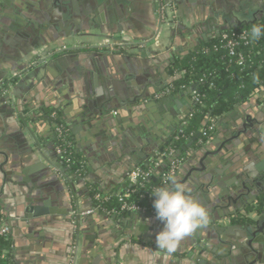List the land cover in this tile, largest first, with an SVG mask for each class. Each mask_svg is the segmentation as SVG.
I'll return each instance as SVG.
<instances>
[{"label": "crops", "instance_id": "obj_1", "mask_svg": "<svg viewBox=\"0 0 264 264\" xmlns=\"http://www.w3.org/2000/svg\"><path fill=\"white\" fill-rule=\"evenodd\" d=\"M5 1L0 5V27H3L2 18L10 17L14 24L19 19L26 21L31 29L13 34L11 37L15 44L8 43L5 49L0 41V86L30 59L63 44L73 46L89 41L95 48L124 56L99 60L82 58L76 66L71 61L57 63V60L68 54H79L82 48L69 49L57 52L48 65L25 72V76L17 79L8 90L16 98L15 102L26 101L21 104L24 114L29 113L30 105L38 104L44 109V113L40 111L42 116L38 120L28 121L31 133L25 126H21V131L18 130V117L14 115L8 118L4 106L6 103L0 99V110H4L0 112V210L9 229L12 264H69L75 250L77 259H82L84 264H199L201 261L212 264L209 257L215 259L217 252H223V255L227 253L223 258V255L220 257L221 260L228 258L229 251L218 238L210 237V233H206L210 240H200L204 246L200 247L201 243L196 245L199 248L194 246L193 232L180 242L175 253L169 254L159 249L155 241L156 233L164 225L127 218L128 212L119 216L108 213L114 217L112 224H107L101 218L102 215L92 216L90 220H78L73 212L94 208L92 198L95 199V195L92 189L102 196L125 192L133 181L132 172L135 170L126 175L127 168L134 164L137 168L145 162L133 156L141 155L143 160L157 156V162L160 160L162 163L175 152L167 156H164L167 153L164 150L162 153L152 151L146 154L149 147L146 137L151 138L154 133L164 134L171 128L175 131L169 138H177L181 133L178 128L181 124L179 117L187 115L189 120L193 112V109L187 111L182 103L178 106L171 100L170 105L160 102L163 98L159 99L158 94L166 87L165 83L175 76L171 60L181 51H188L201 35L206 42L223 30L221 18L224 13L230 14L226 7L234 0H153V27L148 21L152 15L146 16L149 0H59L58 3L55 0ZM235 1L239 3L241 0ZM21 2L23 7H29L31 3L32 13L20 8ZM247 2H250L248 11L234 14L241 20L251 18L252 12H260L259 0ZM164 5L167 8L163 20L160 10ZM217 6L220 7L213 8ZM35 11L45 14L52 21L49 23L52 29L44 30L48 34L42 32L43 27L35 22ZM18 27L21 28L20 25ZM76 29H81V34L86 32L90 35L78 38L74 32ZM64 30H68L69 34L60 37L59 33ZM150 33L153 37L146 38ZM103 35L107 39H103ZM49 36L53 40L50 41ZM22 42L26 47L35 45L34 50L24 55L20 49L21 46L24 48ZM101 42L116 44L113 47H100ZM167 69L170 74H167ZM175 95L177 93L164 98L172 97L177 101L179 98ZM180 96L193 101L183 93ZM120 99L132 103V110H124L122 123L113 129L107 122L92 128L89 120H83L82 110L89 111L91 108L97 111L104 109L103 117L115 115L106 106ZM256 99L255 104L239 102L224 113L230 123L238 128L242 129L247 120L260 125L259 130L254 131L253 127H247L246 132L238 137L233 150H226L228 154L235 155L238 152L241 156L231 163V158L227 157L224 161L214 163L212 168L210 163L205 162V170L196 175L203 183L194 193H188L207 208L209 219L206 226H212V220L217 221L220 217L219 211L222 210H217L220 193L224 195L236 190L237 193L233 194L237 201L230 202L226 208L228 213L236 212L235 215L244 211L239 208L238 202L244 203L245 197L250 196L237 183L244 177L242 167H245V172L255 174L259 171L257 166L264 160V138L258 141L259 137H264V94L256 96ZM154 101L155 105L150 103ZM51 114L60 117L74 153L85 160L87 173L81 178L76 176L72 182H67L61 171L63 163L58 159V145H55L57 123ZM94 115L96 118L101 116L97 113ZM222 123L218 121L217 124ZM183 124L185 126L186 122ZM216 134L217 130L210 139L214 138L208 148L210 152L218 146L223 145L224 148L225 144H230L218 135L216 137ZM179 151V156L172 163L176 166L172 175L176 180L184 178L191 168L199 167L204 155L202 153L194 157L199 149L188 140L183 142ZM211 169L215 172L212 173ZM99 188L107 193L100 192ZM31 209L37 210L39 215L32 214ZM253 214L250 212L247 216ZM230 224L245 223L232 220ZM131 232L147 238L144 242L147 249H142L136 241L125 240V236ZM240 232L234 231L230 242L238 243L242 236ZM76 240H79L78 245ZM213 249L216 253L211 255ZM240 254L239 250L232 254L235 264L243 262ZM223 261L220 264H224Z\"/></svg>", "mask_w": 264, "mask_h": 264}, {"label": "trees", "instance_id": "obj_2", "mask_svg": "<svg viewBox=\"0 0 264 264\" xmlns=\"http://www.w3.org/2000/svg\"><path fill=\"white\" fill-rule=\"evenodd\" d=\"M254 25L264 27V16L241 26L224 28L209 41L202 42L196 51L174 58L173 70L181 75L174 87L180 92L189 88L191 91L188 96L194 104L192 115L182 134L165 143L164 151L179 150L187 140L192 146L205 142L215 133L219 119L236 103L246 101L251 96L264 94V35L253 41L251 29ZM242 34L246 35L247 43L240 39ZM231 38L237 41L234 54H230V47L227 46V41ZM239 53L243 56L241 63L237 62ZM20 71L7 78L0 86V96L3 97L4 91L20 78ZM56 118L57 122L61 123L59 116L56 115ZM194 137L195 140H192ZM56 144L65 150L64 154L58 155V159L67 160L68 165H63L61 170L67 182L75 180L76 172L80 173V166H83L81 174L84 176L87 173L85 160L74 153L67 131L61 138L55 139ZM155 162L157 156L140 163L137 167L140 175L125 192L101 196L99 199L93 197V206L117 216L126 213L121 206L128 203L144 207L148 212L154 210L155 197L152 189L161 186L163 174L171 170L169 165L160 172L155 169ZM92 191L93 195L99 193L96 189ZM263 209L264 192L252 204L247 205L242 213L235 216L233 221L249 223L247 214L259 213ZM3 220L0 212V227ZM10 246L9 234L0 235V264H12Z\"/></svg>", "mask_w": 264, "mask_h": 264}, {"label": "water", "instance_id": "obj_3", "mask_svg": "<svg viewBox=\"0 0 264 264\" xmlns=\"http://www.w3.org/2000/svg\"><path fill=\"white\" fill-rule=\"evenodd\" d=\"M103 1H105V0H103ZM146 1H148V0H146ZM201 1H205V0H201ZM254 1H256V0H254ZM4 2H6V1L5 0H0V5L2 3H4ZM56 2L58 3L59 0H55V3ZM252 4L253 3L251 2V5ZM245 5H250V4L246 2ZM30 7H33V5L31 3L29 4V7H23L22 6V2L20 3V8L21 9L24 8V10L27 11L28 13H32V9ZM1 9L2 8L0 6V11H1ZM148 9L149 10L146 11V12H148L146 14V16L148 17V14L152 15L148 21L151 22L150 26L153 27V25L155 23V18L153 16V12L155 11V4H154L153 0H152V2H151V0H149ZM259 9H260V12H257V11L254 12L253 15H251L252 18H249V20H240V19H238V17L234 16L233 17L234 19L233 18L232 19L234 21L236 20L237 24H235L234 21H233V23L225 24L221 29L228 28V27L241 26L244 23H249V22L255 21V20L259 19L260 17L264 16V0H259ZM64 11H65V9H64ZM256 13H258V14H256ZM17 16H18V14H17ZM20 16L23 17V15H20ZM28 18L30 20H32V17L28 16ZM12 20H13V18L9 17V18H2V21H1L3 23V27H0V41L2 42V45L4 46V49H5V47H7L8 43L12 44L14 42V41H12V37H11V36H13V34L16 33L18 35L19 34V30L23 31V29H25V30H27V29L30 30L31 29V27L28 26V23L26 21H23V20L19 19V20L15 21V22H18V23L14 24V22H13L14 20L13 21ZM48 20L49 19H48V17L45 14L42 15V14L37 13L35 11V22L38 23L39 26L43 27V29H41V31L46 33V34H48V33L46 31H44V30L52 29V28H50L51 25L49 26V23H51L52 21L49 20L50 22H48ZM32 23H31L30 26H32ZM19 25L21 26V28L18 27ZM26 27H28V28H26ZM74 32H75V34H77L78 38L90 35V34H88L86 32H84V34H81V33H83V31L81 29H76ZM68 34H69L68 30H64V32L59 33V36L60 37H64V36H66ZM216 34H218V33H216ZM216 34L211 36V38L214 37ZM49 37H50L49 38L50 41L53 40V39H51V36H49ZM152 37H153V34H151V33L148 34V36H146V38H152ZM102 38L106 39L107 37L103 35ZM13 44H15V43H13ZM21 44H23V46L25 45L24 42H22ZM77 45H81V46L70 47L69 49H81V47H82V48H86L85 50H89L90 52H84L83 53L82 52L83 49H81V52L79 54H77V53L68 54L67 56H65L61 60H57V63H62V62H65V61H69V62L71 61V62H73V65L76 66L78 63H80V62H78V60H81L82 58H87V57H91V58L93 57L94 59L98 58V60H99V58L113 59L115 57V58L119 59L121 57H124V56L117 55L116 52H111L110 53V52L94 51L93 49H95L96 46H91L92 44H89V41L79 42ZM33 47L31 48V47L24 46V48H23L21 46L20 49H21V51H23L24 55H27V54H29L30 52H32L34 50ZM194 51H195V49H190L189 51H187L185 53L178 54V56H183V55H186V54H188L190 52H194ZM3 53H5V50L3 51ZM55 54L56 53L51 54L50 58L47 61H37L35 63V60H38V57L37 58L34 57V58L30 59L29 61H27L25 66L22 69H20L21 70L20 73H19L20 78L25 76V74H26L25 72H27L29 69L31 70L33 68H39V67L48 65V63L53 60V57L55 56ZM0 57H1V55H0ZM55 63L56 62H53V64H55ZM48 68H50V67H48ZM166 71H167V74L168 73L170 74V71L168 69ZM177 76H178L177 74L175 76H172L173 78L169 82H172V81L176 80L178 78ZM166 85H168V82L165 83V86ZM190 91L191 90L189 88H187L182 93L185 96V95H188L190 93ZM4 93H5V91H4ZM3 97L1 98V101L2 100H6L7 101L4 106L6 108L5 111L9 114L8 118L16 115L18 117L19 123H20V125L18 124V130L21 131L22 130L21 126H25L27 128V130L31 133V131H30L31 129L28 127V121L35 122L36 120H38L39 116H42L40 111L42 113H44V109L41 108L38 104L37 105H35V104L34 105H30L28 107L29 113L26 115V114H24L23 107L21 105V104H25L26 101L25 102L24 101L23 102H21V101L15 102L16 98L14 99L13 95L11 94V92H8V90H7V92L5 94H3ZM175 97L179 98L178 99L179 101L178 100L174 101V99L172 97H168V98H164V99L160 100V102L165 103V105H170L169 100H171L175 104H178V106H179V103L184 104V106H186L187 111H191L193 109L192 108V106L194 104L193 101H187V99L181 98L180 94L175 95ZM256 100H257L256 96H251V97L248 98L246 104L247 105L255 104ZM130 102H132V101H130ZM150 103H154V105L156 104L155 101L154 102H150ZM131 104L132 103H128L125 100L120 99L119 101L114 102L110 106H106L107 110H111V111L115 112V115L112 114V116L109 117V118L103 117L105 115V114L102 113V112H104V109H101V110H98V111L94 110L92 108H91V110L89 109V111L82 110V112H83V120H89L90 121L89 124L92 126V128L96 127V125H98V124H105L106 122L112 128L115 125L122 123V121H123L122 120L123 111L124 110H126V111L132 110ZM46 105L47 104L45 103V106ZM256 109H257V111H259V109L257 107H256ZM2 111H4V110H0V112H2ZM94 113H97V115H101L100 118H96ZM28 115H29V117H28ZM222 117L219 119V123L223 122V119L225 118L224 116H222ZM179 120H181V122H180L181 125L179 126L180 129L183 128V126H184L183 122L188 123V121H189L186 118V116H183L182 118L179 117ZM257 120H258V118H257ZM259 126L260 125L258 123L257 124H253V123H250V121H248V120L246 121L245 124H243V126H242L243 128L242 129L241 128L235 129V128H232V127H230L228 129L226 126H218L217 127V129H218V137L222 138V139H225V142L226 143H230V144H225L224 148H223V145H222V146H220V148L218 150L211 151V152L210 151L204 152V149L199 150V153L198 152L195 153L196 156L199 155V154L204 153L203 159L200 161V167L197 166L195 168H191L190 170H188L187 174H185L184 178H182L181 180L177 179V181L181 182V183H183L184 185L187 186V188L189 189L188 193H190V192L194 193L195 192L194 190L196 188H199L200 187L199 185L201 183H203V180L199 179L196 175H197V172L205 170V164H206L205 162L210 163L211 164V168H212L214 163H219L221 160L224 161L227 157L231 158L230 161H229V163H231L233 161H236L241 156V155L238 154V152H235V155H233V154L231 155V153L230 154L226 153V150L227 151H229V150L232 151L233 150L234 144L237 143L238 137L240 136L239 134H233V133L235 131L241 129V131H238V132L239 133L242 132L244 134L246 132V130H247L246 129L247 127H250V128L253 127V131L254 130H259ZM173 131H175V130L169 128V131L165 132L164 134L154 133L151 138H147L146 137V139H147L146 141H148L147 143H149V147H147V149H146V154L148 155L152 151H158L159 153H162L163 150H164L162 145L171 140L172 137L171 138H169V137H170V134ZM154 138H155V140H153ZM219 138H217V140ZM263 138H264L263 136L259 137L258 141L261 142V140H263ZM193 139H195V137ZM132 151L133 150H131V152ZM179 154H180V151L176 150L170 157L165 158V160L162 163H160L159 166H157L156 170H158L160 172H163L165 167H167L170 164H172L176 160V158L179 156ZM133 157H134V159H137V160H140V161H146L147 162L149 160L148 158L143 160L142 159L143 156H141V155L139 157H137L136 155L133 156ZM162 158H164V157H162ZM135 167H136V164L131 166V168H127L128 172L126 173V175L128 173L132 172L134 169H136ZM257 168H259V171L257 173H255V174L242 171L244 173V178L241 179L237 183V185L239 187H241L240 189L248 191V193L250 195L248 197H245L246 201L244 203H242V202L239 203L238 202V206H239L240 209L241 208L244 209L247 204L253 203L255 201V198L262 191L261 188H260L262 186L260 181L264 180V160H262L260 162V164L257 166ZM242 170H245V167H242ZM211 171H212V173L215 172L214 169H211ZM180 172H181V170H180ZM76 176L78 178L82 177L80 175H76ZM124 176H125V174H124ZM54 177L57 178L56 176H54ZM167 184H168V186H171L170 183H167ZM98 190L100 192L107 193V191L101 190V188H99ZM235 192H236V190L232 191V192H229V193H231L230 201H232V202L236 201V199L234 198V194H233ZM222 200H224V199H219L217 204L221 203ZM94 208L95 209H94L93 212H91L90 214H86V215H81L80 214L81 211L77 210L76 218H78V220L80 218H84V219L90 220L92 216L102 215L103 217L101 216V218L107 224L114 223L113 222V219H114L113 216H110V215L106 214L105 212H102L99 207H94ZM218 210H220V209H218ZM30 211L35 216L39 215V212L37 210L33 211V209H31ZM223 212L225 214H229L227 210L219 211V213L221 214L220 217L225 215ZM4 214L7 215V213H5V212H4ZM126 216H128L127 218H130V217L136 218V220H138V221L139 220H145V221H147L149 223L150 222H154V223L163 225V222L160 221L159 219H157L155 214H151L149 212H128ZM220 217L218 218V220H219L218 224H216V225L213 224L212 226L209 225V226L199 227V228H197L194 231V236H195V238H193V241H194L193 244H195L194 246L198 245V243H201L200 247L204 246V243L202 244V242L200 240H210L209 239L210 237L218 238V240L222 239L224 241V243L225 242H230V239L232 238L231 235H233L234 231L238 230L239 232L241 231L240 234L242 236H241L240 240L238 241L237 245L238 246H241V245L243 246L241 248V254H240L243 262L239 263V264H264V210L259 212V214L254 212V214L249 217L250 218V222L248 224H244V225H242V224H227V225H225L224 224L225 218L224 217L220 218ZM9 224H12V221H9ZM206 233H210L211 236L208 237L206 235ZM131 234L133 235V237H129ZM125 240L136 241L138 244L141 245L142 249H147L146 245L144 244V242L147 241V238L141 237L138 233H134V232L128 233L125 236ZM153 246H155V245H153ZM196 247L199 248L198 246H196ZM239 252H240V250H239ZM214 253H216V250L213 249L210 254L212 255ZM222 255H223V252H217L215 259H213L212 257H209L211 262H212V264H220L221 261H223V259L221 260V258L226 256L227 253L224 252V255L223 256ZM72 256H74V255L72 254ZM77 258L78 257H77V250H76L75 259L73 261V264H84L82 259H80V258L77 259ZM233 259H234V256L233 255H229L228 258H225L223 263L224 264H235ZM191 261H192V259H191ZM92 264H95V262H92ZM191 264H194V263H191ZM199 264H206V263L201 261Z\"/></svg>", "mask_w": 264, "mask_h": 264}, {"label": "clouds", "instance_id": "obj_4", "mask_svg": "<svg viewBox=\"0 0 264 264\" xmlns=\"http://www.w3.org/2000/svg\"><path fill=\"white\" fill-rule=\"evenodd\" d=\"M264 35V27L254 25L251 29L253 41ZM171 186L152 189L155 197L153 207L156 217L163 222V228L156 233V246L169 254L175 253L180 242L197 228L208 224V210L196 198L188 195L186 185L175 177L168 178Z\"/></svg>", "mask_w": 264, "mask_h": 264}, {"label": "flooded vegetation", "instance_id": "obj_5", "mask_svg": "<svg viewBox=\"0 0 264 264\" xmlns=\"http://www.w3.org/2000/svg\"><path fill=\"white\" fill-rule=\"evenodd\" d=\"M247 2V0H241L239 3H237L235 0L233 1V3H230V5H228L226 8L228 9V11H230V14H228V15H226V13H224V15L222 16V18H221V20L224 22V25L225 24H230V23H233V17L235 16L234 14H238L239 13V15H240V13L241 12H244V11H248L249 10V8H250V5H245V3ZM247 3H249L250 4V2H247ZM223 6V5H222ZM246 6V7H245ZM218 7H220V6H217V7H213L214 9H216V8H218ZM253 13L254 12H252V14L251 15H253ZM256 14H258V13H256ZM250 15V17L252 18V16ZM237 17V16H236ZM233 18V19H232ZM246 18V17H245ZM239 19V18H238ZM241 20V19H240ZM245 20V19H244ZM247 20V19H246ZM248 20H249V18H248ZM234 23L235 24H237L236 23V20L234 21ZM205 37L203 36V35H201V37H199V38H197L196 39V42L193 44H191V48L190 49H195V51L199 48V46H200V44L202 43V42H205ZM136 44H134V46H135ZM82 48V47H81ZM83 49V48H82ZM189 49V50H190ZM83 50H85V49H83ZM94 51H99V52H105L106 51V49H103V48H95V49H93ZM188 50V51H189ZM185 52H187V50L186 51H181L179 54H182V53H185ZM175 56V55H174ZM178 56V54L175 56V57H177ZM53 58H55V57H53ZM171 65H173V61L171 60ZM173 67V66H172ZM178 75L177 77L178 78H180L181 77V75L179 74V73H177L176 71H175V75ZM177 78V79H178ZM176 79V80H177ZM176 80H174V81H172V82H168V85H166V87H164L162 90L163 91H161L158 95H160V96H158L159 97V99H164V97H166V96H168L169 94H172V96L174 95V94H182V92H180V91H178L175 87H174V83L176 82ZM184 92V91H183ZM168 94V95H167ZM244 102H247V100L246 101H241L240 103L241 104H243ZM236 104H239V102L238 103H236ZM56 115L57 114H51V116H52V118H54V121H55V123H57V125H61L62 126V128L63 129H65V127H63V125L61 124V123H59V122H57V118H56ZM58 116V115H57ZM187 116V115H186ZM224 116V115H223ZM225 117V116H224ZM60 118V117H59ZM187 124V123H186ZM181 125V124H180ZM179 125V126H180ZM218 124H216V126H215V128H216V130H217V134H216V137H217V135H218V129H217V127L218 126H226L228 129L230 128V127H232V128H235V129H238V127L237 126H233V124L232 123H230V121L228 120V117H225L224 119H223V123H222V125H218ZM184 127L185 126H183V128H181L180 129V131H181V133H180V135L182 134V132H183V130H184ZM179 128V127H178ZM238 131H241V129L240 130H237V131H235L233 134H242V132H238ZM215 134V133H214ZM213 136V135H212ZM212 136L211 137H209L205 142H201V143H197L196 144V148L198 147V149L199 150H201V149H204V151L205 152H208V148L209 147H211V144L213 143V139L212 140H210L211 138H212ZM56 138L58 139V135L56 136ZM192 140H195V139H192ZM205 143V145L202 147L201 145H203ZM220 147H217V148H215L214 149V151L215 150H218ZM198 152V151H197ZM194 156L196 157V155L194 154ZM195 167H197V166H195ZM200 167V166H199ZM242 171H244V170H242ZM188 172V171H187ZM187 172L185 173V174H187ZM243 173V172H242ZM243 175H244V173H243ZM244 178V177H243ZM261 182V184H262V186L260 187L261 188V192L259 193V195L260 194H262L263 192H264V180L263 181H260ZM167 183H170L169 182V180L167 181V182H162V185H161V187L162 186H164L165 184H167ZM258 195V196H259ZM257 196V197H258ZM231 197V193H229V192H227V193H225L224 195L223 194H221L220 193V197H219V199H224V200H222L221 201V203H219L218 205H217V210L218 209H221L222 211L223 210H226V208H228L227 207V204H229L230 202H232V201H230V198ZM256 200V199H255ZM237 201V200H236ZM252 204V203H251ZM91 209H93V208H91ZM90 209V210H91ZM87 210H89V209H87ZM241 210H245V208L244 209H242L241 208ZM264 210V209H263ZM262 210V211H263ZM83 211V210H82ZM81 211V212H82ZM227 211H228V209H227ZM0 212H1V210H0ZM243 211H241L240 213H242ZM74 214H76L77 213V211H74L73 212ZM224 213V212H223ZM155 215H156V213H154ZM225 214V213H224ZM234 214H236V212H234V213H231V212H229V214H225L224 216H221L220 218H225V221H224V224L225 225H227V224H230L231 222H232V220H233V218L235 217V216H237V215H234ZM259 214V213H258ZM221 215V214H220ZM4 222V224H5V220H3ZM218 219H217V221H214V220H212V222H213V224H218ZM245 224H248V223H245ZM219 241H220V243H222L223 244V247H225L228 251H229V255H232L233 253H235L236 251H238V250H240V252H241V246H238L237 245V243H231V242H225L224 243V241L222 240V239H219ZM146 242V241H145ZM78 243H79V240H76V245H78ZM228 244V245H227ZM227 246V247H226ZM231 252V253H230ZM75 254H76V250L74 251V256H75ZM72 264H73V262H72Z\"/></svg>", "mask_w": 264, "mask_h": 264}, {"label": "built area", "instance_id": "obj_6", "mask_svg": "<svg viewBox=\"0 0 264 264\" xmlns=\"http://www.w3.org/2000/svg\"><path fill=\"white\" fill-rule=\"evenodd\" d=\"M166 8H167V5H164V6H162V9L160 10V13H161V15H162L161 18H163V20L165 19V16L163 15V13H164V10H165ZM106 39H107V38H106ZM240 39H241V40H244V42L247 43L246 35H244V34L240 35ZM107 43H109V42H101V43H100V47H105V46H107V45H109V47H113V46L116 44V42H111L110 44H107ZM236 44H237V41H236L235 39H233V38H231V39H229V40L227 41V46L230 47V54H234V53H235V52H234V48H235V45H236ZM78 46H81V45H77V44H76V45L70 46V45L63 44V45H60V46H55L53 49L49 50V51L46 52L45 54L40 55V56L38 57V60H35V63H36L37 61H47V60L50 58L51 54H54V53H57V52H61V51H66V50H68L70 47H78ZM242 60H243V56H242L241 53H239V54H238V58H237V62H238V63H241ZM6 92H7V91H5V93H6ZM8 92H10V91L8 90ZM5 93H4V94H5ZM1 97H2V96H0V98H1ZM195 100H196V99H195ZM114 113H115V112H114ZM55 130H56V134L58 135V138H61L62 134H65V131H66L65 129L62 128L61 125H57L56 128H55ZM56 152H57L59 155H62V154H64L65 150L62 148V146L58 145L57 148H56ZM171 153H172V151H168L166 154H164V156L170 155ZM60 161H61V163H63V165H65V166L68 165V164H67V160L64 161L63 159H61ZM159 164H160V160H158V162L155 163V166H159ZM175 169H176L175 164H172V166H171V170L163 174V182H167V181H168V178L174 174ZM78 170H80V173L76 172V174H77V175H80V176H83V175L81 174L82 171L84 170V169H83V166H80V168H78ZM139 175H140V172L137 171V168H136V169L132 172L133 180H135ZM101 196H102L101 194L97 193V194H95V199H99V198H101ZM94 209H95V208H93V209H91V210L89 209V210L82 211L80 214H81V215L90 214L91 212L94 211ZM121 209H122L123 211H125V212H148L147 209H145L144 207H141V206H139V205H137V204H135V203L123 204V205L121 206ZM104 212H105V211H104ZM108 213H111V212L108 211L107 214H108ZM149 213L154 214V213H155V209H154V210L151 209V210L149 211ZM8 230H9V229H8V226H7L6 224L3 223V225L0 227V235H7V234H8ZM74 259H75V256H72V257L70 258V262H69V264H72V262L74 261Z\"/></svg>", "mask_w": 264, "mask_h": 264}, {"label": "rangeland", "instance_id": "obj_7", "mask_svg": "<svg viewBox=\"0 0 264 264\" xmlns=\"http://www.w3.org/2000/svg\"><path fill=\"white\" fill-rule=\"evenodd\" d=\"M1 102H2V103H6L7 101H6V100H5V101H4V100H2Z\"/></svg>", "mask_w": 264, "mask_h": 264}]
</instances>
